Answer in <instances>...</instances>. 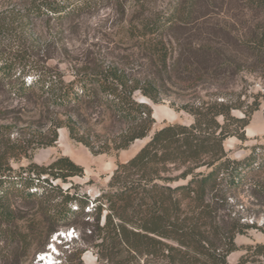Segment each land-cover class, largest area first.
I'll list each match as a JSON object with an SVG mask.
<instances>
[{
    "label": "trees",
    "instance_id": "trees-1",
    "mask_svg": "<svg viewBox=\"0 0 264 264\" xmlns=\"http://www.w3.org/2000/svg\"><path fill=\"white\" fill-rule=\"evenodd\" d=\"M94 2L30 0L27 12L63 21L79 16ZM135 5V45L142 52L136 60L141 69L103 64L68 79L34 58L0 52V85L18 97L37 95L54 113L51 136L41 134V139L47 137L42 145H53L57 129L65 127L70 138L95 154L126 149L147 137L155 121L152 107L138 100L136 92L154 102L170 86L213 88V96L178 106L171 101L170 106L187 112L193 121L169 122L156 129L133 156L117 163L108 189L93 201L72 192L73 186L56 182L84 174V166L69 156L16 169L6 158L8 150L0 153V237L11 236L20 249H27L29 235L18 230L15 221L22 218L19 204L30 201L37 204L33 218L44 217L51 225L49 238L79 228L78 216H94L93 223L88 219L81 228L91 230L97 241L100 264H229L228 255L239 249L236 235L259 228L242 222L229 206L242 188L254 197L264 192V144L234 158L224 142L230 137L246 139V127L264 101L263 92L262 100L248 103L242 98L245 92L233 87L242 71H264V24L241 23L231 29L205 21L193 38L175 35L225 5L247 13L264 11V0H169L159 10L147 8L146 0H136ZM88 112L100 121V135L86 126ZM60 251L59 264H74L72 254L80 259L83 252ZM237 264H264V242L246 246Z\"/></svg>",
    "mask_w": 264,
    "mask_h": 264
},
{
    "label": "rangeland",
    "instance_id": "rangeland-1",
    "mask_svg": "<svg viewBox=\"0 0 264 264\" xmlns=\"http://www.w3.org/2000/svg\"><path fill=\"white\" fill-rule=\"evenodd\" d=\"M146 1V7L150 10L162 9L169 2V0ZM29 2L30 0H0V52L34 58L41 64L59 71L68 79L79 71L103 64L120 65L128 70L141 69L142 66L136 60L138 53L142 54L135 45L139 34L138 29H134L136 0H95L92 6L83 9L79 16L63 21L49 16L28 15ZM243 12V9L241 11L238 7L225 5L217 11L213 10L204 20L199 19L190 23L187 29H182L175 37L193 38L198 27L207 23L205 21H209L210 24L230 25L231 29L240 26L241 23L264 24V11ZM246 70L239 74L237 83L233 87L237 88V91L245 92L242 98L248 103L254 99L262 100L259 94L264 92V71L256 67ZM212 92L213 88L199 87L194 91L170 86L168 90H163L158 102L136 92L135 97L148 103L153 110L155 121L149 135L136 139L126 149L95 154L85 144L70 138L65 127L57 129L58 138L53 145H42L44 140L51 136L48 131L53 127L54 113L44 108L43 100L37 95H30L28 98L18 97L13 89L7 85H0V153L8 150L6 158L16 169L27 166L30 162L48 164L59 156H69L84 166V174L70 177L68 182H56L64 188L73 186L72 192L86 194L93 201L102 191L108 189V183L117 163L133 156L156 129L169 122L189 124L193 121V117L187 112L178 111L170 106L171 101L178 106L181 102L208 100L213 96ZM235 113L242 115L239 111ZM60 116L63 117L64 114L60 113ZM86 117L88 118L86 126L94 127V132L100 135V121L96 119V115L88 112ZM41 134L47 137L41 139ZM245 136V140L236 137L225 140V148L231 157L243 158L254 146L264 144V101L252 115ZM92 142L100 144V139H94ZM230 204L229 209L234 212L233 214L241 217L242 222L255 223L259 227L247 229L245 233L236 235L235 241L239 249L230 253L227 259L229 264H237L246 246L255 242H264V192L259 197H254L249 189L242 188L237 191L236 197L230 199ZM19 205L18 213L22 218L15 221V224L18 230L29 235V245L23 250L13 237H0V264H39L37 255L42 252L43 245L47 241L56 245L59 250L61 248L68 250L66 255H71L70 253L77 248L83 251L80 259L77 254L74 256L72 254L74 264H100L95 245L97 241L91 235V230L84 231L81 228L84 224L88 225L85 223L88 217L78 216L79 228L61 230L58 232L59 235L55 233L49 238L48 229L51 225L46 218H33L37 204L22 201ZM93 218L94 216H91L88 222L93 223ZM89 228L93 229L91 225ZM72 229L74 232L70 237L67 232ZM48 245H45L44 252L49 251ZM56 261V264H59L58 258ZM143 261L141 260V263H144ZM145 264H167V262L145 261Z\"/></svg>",
    "mask_w": 264,
    "mask_h": 264
},
{
    "label": "clouds",
    "instance_id": "clouds-1",
    "mask_svg": "<svg viewBox=\"0 0 264 264\" xmlns=\"http://www.w3.org/2000/svg\"><path fill=\"white\" fill-rule=\"evenodd\" d=\"M60 255H61V251L59 250V253L55 256V259L58 258V259L60 260V257H59ZM57 264H58V263H57Z\"/></svg>",
    "mask_w": 264,
    "mask_h": 264
},
{
    "label": "built area",
    "instance_id": "built-area-1",
    "mask_svg": "<svg viewBox=\"0 0 264 264\" xmlns=\"http://www.w3.org/2000/svg\"><path fill=\"white\" fill-rule=\"evenodd\" d=\"M73 232H74V230L72 229V230H71V233H73Z\"/></svg>",
    "mask_w": 264,
    "mask_h": 264
}]
</instances>
